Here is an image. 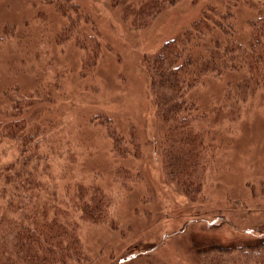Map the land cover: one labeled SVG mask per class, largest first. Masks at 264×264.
<instances>
[{
	"label": "rangeland",
	"instance_id": "obj_1",
	"mask_svg": "<svg viewBox=\"0 0 264 264\" xmlns=\"http://www.w3.org/2000/svg\"><path fill=\"white\" fill-rule=\"evenodd\" d=\"M154 1L0 0V94L42 103L32 107L46 141L32 172L44 187L36 203L50 199L49 217L68 209L59 217L75 227L87 264H202L212 246L264 235V107L248 94L235 118L224 105L244 69L207 76L185 94L200 97L196 132L202 115L222 128L202 192L190 200L168 176L172 122L158 115L149 59L213 0H159L147 18ZM256 11L236 9L240 40ZM0 155L22 157L10 140ZM93 188L104 199L97 221L84 210Z\"/></svg>",
	"mask_w": 264,
	"mask_h": 264
},
{
	"label": "trees",
	"instance_id": "obj_2",
	"mask_svg": "<svg viewBox=\"0 0 264 264\" xmlns=\"http://www.w3.org/2000/svg\"><path fill=\"white\" fill-rule=\"evenodd\" d=\"M161 4L159 0L147 3V18L151 16L147 11H158ZM241 5L257 9L249 17L250 31L244 41L239 39L235 23L236 9ZM204 9L190 27L165 42L149 59V69L156 75L151 81L158 115L172 122L169 132L174 138L165 156L168 176L190 200L202 192L207 154L218 149L222 128H215L218 118L208 121L202 115L200 131L194 130L190 116L200 97L196 93L186 98L187 89L202 86L207 76L244 69L247 77L227 87L226 114L236 118L248 94L253 100L256 95L257 104L264 107V0H213ZM31 96L0 94V144L10 140L22 154L9 163L0 155V264H87L89 257L79 255L82 250L75 227L59 217L68 209L53 207L54 216L49 217L50 199L42 205L36 203L44 187L32 172L46 141L32 121L36 112L32 107L41 110L42 103L33 102ZM25 107L31 109L25 111ZM85 196L89 199H84V210L97 221L102 217L104 199L97 188ZM201 259L202 264H264V235H255L241 246H212Z\"/></svg>",
	"mask_w": 264,
	"mask_h": 264
}]
</instances>
